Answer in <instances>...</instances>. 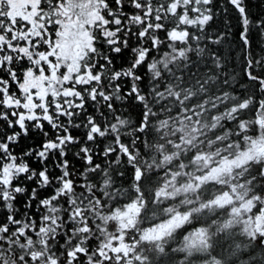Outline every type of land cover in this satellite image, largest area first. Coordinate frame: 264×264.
<instances>
[{"label":"snow or ice","instance_id":"snow-or-ice-1","mask_svg":"<svg viewBox=\"0 0 264 264\" xmlns=\"http://www.w3.org/2000/svg\"><path fill=\"white\" fill-rule=\"evenodd\" d=\"M259 145L247 0H0V264H264Z\"/></svg>","mask_w":264,"mask_h":264},{"label":"trees","instance_id":"trees-1","mask_svg":"<svg viewBox=\"0 0 264 264\" xmlns=\"http://www.w3.org/2000/svg\"><path fill=\"white\" fill-rule=\"evenodd\" d=\"M248 3V8L250 13L256 17V16H264V0H247ZM225 19H232L233 24L236 23L235 20V15L233 13H229L228 17H225L223 15V13H221L220 17H217L213 23V29L215 30H219L222 29L224 26V20ZM161 35H163V33H161ZM221 55H224V48H219L218 49ZM131 58V53L126 51L122 56L118 57L116 63L117 66L119 67L120 64H126L127 60ZM232 62L230 61V64ZM126 111L128 113V115L131 116L132 119H136V115L139 111V108L137 105H135L134 102H129V104L126 106ZM81 130H74L73 131V135H79ZM41 139V137L39 135H37L36 137H27L24 138L22 145L20 147L17 148V151L19 152L21 150L22 147H26V146H30V145H34L36 144L37 140ZM78 151V148L74 147L72 148V152ZM72 152L69 153V159H70V169L75 171L77 176L79 175V172L81 170H83L84 165L82 161H78L75 159V157L72 155ZM49 165L50 167L54 168L55 166L51 164V161H49ZM34 167H39L38 165H34ZM58 174V173H56ZM217 192H219V189H216ZM203 197V196H202ZM204 198V197H203ZM21 211H23V209H21ZM105 227V226H104ZM111 228V225H107V229ZM237 231L243 235L239 229H237Z\"/></svg>","mask_w":264,"mask_h":264},{"label":"rangeland","instance_id":"rangeland-1","mask_svg":"<svg viewBox=\"0 0 264 264\" xmlns=\"http://www.w3.org/2000/svg\"><path fill=\"white\" fill-rule=\"evenodd\" d=\"M15 2H18V3H26V2H28V0H15ZM71 43L72 42H66V44H65V48L66 49H68V48H70L71 47ZM75 70V69H74ZM53 79L55 80L56 78L55 77H53ZM46 91V90H45ZM257 151L259 152V153H261V154H264V145H259L258 146V148H257ZM252 157H246V158H244V159H242L239 163L241 164V165H243V164H246L247 163V160L248 159H251ZM239 176H240V173L239 172H237L236 170H235V168H233V173H232V178L233 179H238L239 178ZM211 178H213L212 176H208L207 177V179H211ZM226 183H228V181L227 180H223L222 181V184H226ZM245 187H247V184H245ZM237 193H239V192H241L242 191V189H240L238 186H237ZM201 199H204L202 196H201ZM233 200V196L229 193V195H227V196H225L224 197V200H223V202L224 203H229V202H231ZM233 207H235V204H233ZM235 222V221H234ZM105 229H107V225H105ZM237 229H239V231L243 234V228L242 227H240L239 225L237 226Z\"/></svg>","mask_w":264,"mask_h":264}]
</instances>
